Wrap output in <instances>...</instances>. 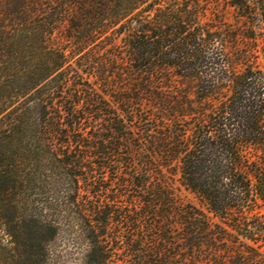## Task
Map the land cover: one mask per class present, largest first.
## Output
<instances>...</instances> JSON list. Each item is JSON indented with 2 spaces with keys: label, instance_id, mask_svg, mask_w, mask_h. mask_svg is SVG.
Instances as JSON below:
<instances>
[{
  "label": "rangeland",
  "instance_id": "374dc122",
  "mask_svg": "<svg viewBox=\"0 0 264 264\" xmlns=\"http://www.w3.org/2000/svg\"><path fill=\"white\" fill-rule=\"evenodd\" d=\"M227 1L0 0L1 165L16 180L1 199L7 215L35 213L58 223L55 236L42 241V264H87L93 223L103 233L102 264H242L239 249L208 245V206L183 185L177 160L165 154L175 133L208 113V85L217 72L208 29L241 22ZM162 15L181 20L187 43L198 27L203 47L196 53L178 46V38H155L162 47L150 53L147 46L137 68L129 47L136 21L155 29ZM235 47L227 42L225 52L239 70ZM255 55L249 59L264 67L263 53ZM45 137L61 149L57 157L87 154L81 167L66 168L88 173L96 193L77 194L74 205L62 199L75 187L82 194L86 184L78 176L77 185L68 182ZM77 138L88 146L101 142L106 153L93 155ZM84 201L99 213L79 211L76 204ZM246 216L264 225V204ZM31 224L19 236L21 245L0 230L1 264H14L18 250L37 244L39 236L27 234ZM246 242L257 253L243 264H264V242ZM25 257L18 263L28 264Z\"/></svg>",
  "mask_w": 264,
  "mask_h": 264
},
{
  "label": "trees",
  "instance_id": "16d2710c",
  "mask_svg": "<svg viewBox=\"0 0 264 264\" xmlns=\"http://www.w3.org/2000/svg\"><path fill=\"white\" fill-rule=\"evenodd\" d=\"M227 2L241 22L236 28L226 25L222 29H208V53L214 55L211 60H214L212 64L217 67L215 78L208 85L206 95L210 103L208 113L204 115V122L193 123L182 134L175 133L165 154L177 160L183 185L200 196L208 206V212L211 213V219L208 218V245H221L230 250L239 249L235 256L239 260L242 258L243 264L245 261L253 262L257 253L256 248L246 241L264 242V225L257 220L250 223L246 216L258 203L264 204V67H259L249 59L250 56L257 58L255 53L258 50L264 56V0ZM169 18L162 15L154 23L155 29L136 21L138 25L130 35L129 43L130 55L137 62L135 67L143 65L147 46L150 53L158 52L162 42L172 43L178 38V46L191 45L196 53L203 47L205 40L198 27L191 33L193 43L190 44L184 40L185 37H181L185 32L181 20L176 15L172 20ZM169 36H175L174 41H168L166 38ZM155 38H161L162 42L153 41ZM227 42L236 45L235 52L240 56L237 64H241L239 70L226 57ZM240 42L241 47L238 45ZM223 89L227 93H223ZM213 100L216 102L213 103ZM45 138L44 145L48 151H54L53 160L58 161L64 168L81 167L87 154L83 156L61 151L62 157H57L55 151L61 149L51 146L53 142ZM75 141L82 142L81 146L92 148L93 155L102 157L106 153L101 142L88 146L81 139L77 138ZM3 158L4 154L0 151V216L2 225L5 226L0 230L9 237L10 243L21 245L19 236L22 237L26 225L32 223L27 234L39 236L37 244L26 247L25 251L18 250L12 259L14 264H19V259L25 254L27 259L24 260L28 264H42L46 256L42 241H45L46 236H55L58 223L55 220H42L35 213L13 216L5 214L4 210L8 207L4 206L1 197L8 185L15 187L16 180L12 175L13 170L1 165ZM66 170L68 182L77 185L78 176L86 187H83L82 194L75 187L70 197H62L65 202L74 205L77 194L82 197L87 193H96L95 187L87 183L88 173L79 174L67 168ZM75 176L76 179L73 178ZM10 205L12 210L17 208L14 203ZM76 207L79 211L83 209L99 213L95 205H85V201L81 205L76 204ZM96 229L94 223L88 229L87 238L92 248L87 264L104 263L105 249L101 239L103 233ZM43 232L47 235L40 237ZM1 240L0 236V242ZM22 244L25 247L24 242Z\"/></svg>",
  "mask_w": 264,
  "mask_h": 264
}]
</instances>
